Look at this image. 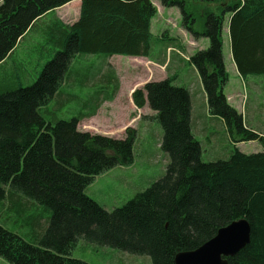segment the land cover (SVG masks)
<instances>
[{"label":"trees","instance_id":"1","mask_svg":"<svg viewBox=\"0 0 264 264\" xmlns=\"http://www.w3.org/2000/svg\"><path fill=\"white\" fill-rule=\"evenodd\" d=\"M72 1L0 0V199L9 202L5 209L22 197L49 213L36 243L0 224V257L10 264H88L71 257L84 239L148 256L153 264H175L178 254L197 250L220 229L246 220L250 244L228 262L264 264V136L246 125L224 94L229 74L222 40L224 15L231 14V53L240 77L264 75V0H234L223 15H208L210 28L204 34L196 32L183 0H157L165 8H178L182 26L195 38L210 40V47L189 61L199 72L210 114L224 121L233 146L227 160L205 163L193 133L190 91L178 86L176 77L147 83L132 98L137 108L148 105L156 112L163 129L161 148L169 157L166 173L111 212L89 197L87 188L97 176L134 163L137 130L128 127L125 139L80 131V122L99 109L101 95L91 113L71 120H48L43 110L63 92L78 56L152 60V21L158 10L153 0H81L78 20L65 24L54 12ZM52 12L54 18L42 30L47 42L40 43L41 58L32 70L29 62L21 68L14 53ZM44 53L53 59L44 62ZM10 67L17 71L16 80L5 79ZM249 142H259L263 152L244 154L236 147Z\"/></svg>","mask_w":264,"mask_h":264},{"label":"rangeland","instance_id":"2","mask_svg":"<svg viewBox=\"0 0 264 264\" xmlns=\"http://www.w3.org/2000/svg\"><path fill=\"white\" fill-rule=\"evenodd\" d=\"M183 1L186 4L188 12L193 15L196 21V32L200 34H204L208 30L209 26L206 25L208 15L221 16L223 15V11L226 9V6L231 5L234 2V0H228L226 4V2L207 3L203 1L200 2L198 0ZM156 2L159 4V1L156 0ZM170 12L180 18L178 9L173 8L170 10ZM65 13L67 14L64 17L68 19L75 15L74 11L58 12L57 14L62 17ZM53 18L54 14L50 15L47 19L39 21L38 26L32 29V31H30V33L18 46L16 52L14 53V60L20 63L21 68L24 62H29V69L32 70L36 63V59L41 58L42 55L40 52V43L45 44L47 42V38L42 30L45 23H47V20ZM166 19H171L169 20V25L174 27L178 25L179 28L181 27L179 23L177 24L173 16H167ZM182 30L183 29L181 27L178 32L181 33ZM183 31L184 32L182 35L185 37V35H187V31ZM164 34L165 31L163 30L161 31L159 37L163 38ZM154 35L156 38L158 37V33H155V30ZM191 35L187 40V46H191L193 44ZM172 36L176 37L175 35ZM200 40L201 47L199 51L208 49L210 47L209 39L201 38ZM222 40L225 41V51H223V55L225 54L227 72L229 74V82L224 89V94L227 97L232 94L243 92V84L237 78V74L235 75V66L229 55V52L231 53V42L229 40V35L226 32L223 33ZM163 46L164 42L155 41L154 55L156 58H160L163 54ZM183 56L186 59H190L193 55L183 53ZM87 57L88 59L93 60H98L100 58L104 60L108 59L111 64H118L119 61L125 60V62L119 64L120 68H122L126 74V81L122 80L120 102L126 98L128 86L133 82V80L130 79L133 76V73L130 74L131 68L135 67L134 65H129V59L127 57L120 56L107 58L104 55L80 56L75 60L76 64L74 67H78V63H82V60L86 59ZM43 58L44 62H46L48 60H52L53 56L49 53H44ZM156 64L159 66L155 67L156 74L153 78L154 80H160L165 76V73H167V75H171V70H163L161 69L160 64ZM96 65L97 66L91 69L92 71H96L100 68L98 63H96ZM191 66L194 68V70L191 68ZM174 67L175 65L171 68ZM41 70L42 68H40V70L38 69V73L34 75V81L38 78L39 72ZM197 73L199 72L197 68L191 63V61L186 63L185 69H182L179 73L176 84L180 87H185L190 91L191 100H193L194 103L195 114L197 117H199L200 114H204L206 111V106H208V98L204 91L200 76ZM16 74L17 71L10 67L8 73L5 75V79L16 80ZM247 77L248 78L244 80L245 83H247L250 87H253L252 82L257 83L260 89L258 94H261V92L264 90V75H253ZM121 78L124 79L122 76ZM28 84L29 83H26L24 86H27ZM62 91L76 95L78 98L70 99L62 104L52 101L43 110L44 115L48 120H71L72 118L80 115H87L91 113L94 108H96L95 105L97 97L101 95V98L107 96L108 94H112L114 92V88L97 90H69L63 86ZM248 97L249 101L247 107L242 109V113L245 114L247 112L248 116H250V110L252 107H255L257 102H262V97L258 96L257 92L252 91L251 89L249 91ZM232 104L233 106H236L235 103ZM105 107H109V105L103 106L101 108L99 105L100 110L94 117H91L92 119H90L92 122L84 123L89 124L88 127L90 129L83 127L84 124H82L79 128L80 131L89 132L94 135L98 134L106 137H112L115 139H125V135L122 137V134L117 135L118 132L116 133V130L119 129V122L125 118V115L122 112H119V107L114 106H111L112 111L108 115L106 113ZM258 109L261 110V106H258ZM145 111V115H149L150 112H152L148 108ZM254 112L256 111L254 110ZM152 116L153 115L149 116V118L146 117L145 120L141 119L140 131L137 133L138 137L134 145V163L129 166L115 167L97 176L92 184L87 188L86 193L88 196L95 200L107 211L111 212L124 206L138 193L145 191L153 183L163 178L166 173L169 157L161 148L163 129L159 122H157L154 118H151ZM194 121H192V125ZM135 129L138 132V129ZM195 134L197 135L195 138L202 144L203 161L205 163L217 162L218 160H225L227 158L225 155L228 154L231 148L230 146L224 145V143H222V138L225 136V132H222L217 126H215L208 133H202L201 135L196 132ZM240 151L244 154H256L263 152V147L259 142H249L240 145ZM19 198L20 201L16 202L14 207L10 209L4 208L5 204L9 202L0 199V216L5 219L1 220L0 224L11 232L18 234L25 240L36 243L39 239H41L43 234L42 232L47 227L49 213L45 207L33 202L27 203L26 199L22 197ZM39 233L42 234L39 235ZM71 257L85 261L88 264H153L150 257L148 256L132 255L115 248L97 245L84 239L79 240L77 246L72 251ZM0 264L10 263L0 257Z\"/></svg>","mask_w":264,"mask_h":264},{"label":"crops","instance_id":"3","mask_svg":"<svg viewBox=\"0 0 264 264\" xmlns=\"http://www.w3.org/2000/svg\"><path fill=\"white\" fill-rule=\"evenodd\" d=\"M153 3L158 9V14L152 21L153 41L154 43L155 41L164 42V46H163L164 51L160 58H156L155 55H153L152 60L147 59V58L127 57L130 62L129 65H134L135 67L131 68L130 74L133 73V76L130 79L133 80V82L129 84L128 86V90L126 92V98H124L120 102V93L122 91V80L126 81L125 80L126 74L124 70L120 68L119 64L125 62V60L119 61L118 64H111L108 59L104 60L100 58L98 60H93V59H88L87 57L86 59L82 60V63H78V67H74V65L76 64L75 60L78 57H80L78 56L73 61L70 71H69V77L67 78L66 82L63 85L64 88H68L69 90H97V89H110V88L115 89L116 87H119V91L117 92L113 100L108 99L110 97V94H108L107 96H104L101 98L103 100H101L98 105H100V108L103 106L109 105V107H105L106 113L108 115L112 111L111 106L119 107V112H122L125 115V118L119 122L120 123L119 129L116 130V133L118 132L117 135L122 134V137L124 135L126 136V130L128 127H131L134 129L137 128L138 133H139L141 119L145 120L146 117H149L151 115H153L152 117H154L156 115L154 112H150L149 115H145V112H146L145 110L147 108L150 109L148 105L142 109H138L133 102V98H132L133 92L136 89L143 88L147 83L151 81H161V80L167 79L168 77H176L177 79L179 77L180 71L182 69H185L186 63L190 62L183 56V53L194 55L197 51H199L201 47V40H200L201 38L200 39L194 38L182 26V14L178 8L176 7L165 8L160 3L158 4L156 0H153ZM81 6H82V1L75 0L59 9H56L54 13L65 24H72L78 20L80 11H81ZM173 8L179 10L180 18H178L177 16H175V14H172V12H170V10ZM71 11H74L75 15L70 19L64 17L66 16L67 13H65L62 17H60L57 14L58 12H71ZM54 13L52 12V13L47 14L40 21L47 19L50 15ZM167 16H173L177 24L179 23L182 29L185 30V32L187 31L186 32L187 35H185V37H183L182 35V33L184 32L183 30L181 33L178 32V30H180L181 27L179 28L178 25H176L175 27L169 25V20L171 19H166ZM230 18H231V14L224 15L225 22H224L223 29H222V35L224 32H226L229 35ZM154 30H155V33H158L157 38L154 35ZM163 30L165 31V34L163 35V38H160L159 35L161 34V31ZM172 35H175L176 37H173ZM190 35L192 37L193 44L191 46H187L186 43ZM229 40H230V36H229ZM223 51H225V41L224 40H223ZM229 55L231 57L232 62L234 63L232 53L229 52ZM223 56H224V61H225L226 69H227L225 54ZM120 57H123V56H120ZM96 63H98L100 68L96 71H92L91 69L97 66ZM156 63L160 64L161 65L160 67L163 70L164 69L171 70L170 71L171 75H167V73H165V76L161 78L160 80H154L153 78L155 77V74H156L155 67L159 66ZM174 65L175 67L171 68ZM234 66H235V75L237 74L238 76L237 78L243 84L242 86L243 92L227 96L228 100L231 97V100H229V103L232 106H233L232 103H235L236 106H234V108H236L237 111L243 115L246 125L250 126V128L253 129L255 133L261 136H264V130H262L264 129V90L261 92V94H258L260 89L257 83L252 82L253 87H250L247 83H245L244 79L242 81V78L240 77L237 71V67L235 63H234ZM191 68L193 67L191 66ZM121 76L124 77V79H122ZM250 89L252 91L257 92V95L262 97V102H257L255 107H252V109L250 110L249 112L250 116H248L247 112L245 114L242 113V109L247 107V104L249 101L248 96H249ZM64 92L65 91L58 94V96L55 98L54 101L62 104L70 99L78 98L76 95H72L70 93L69 95L63 94ZM258 106H261V110L258 109ZM100 108L97 110V112L100 110ZM138 110L140 112H138ZM254 110L256 112H254ZM90 119L92 118L90 117V118L83 119L80 122L78 129L81 127L82 124L86 122H92ZM192 121H194L192 125V128L194 126V129H193L194 136H197L195 134L196 132L202 135V133H208L215 126H217L222 132H225V136L222 138V143L232 148L233 144L229 138L224 121L219 117H215L211 115L209 112L208 106H206V111L204 112V114H200L199 117H197L195 114L194 103L192 100ZM88 126L89 124H84L83 127L90 129ZM251 143H256V142H251ZM240 145H242V143L236 145V147L239 150H240ZM230 152H231V149L229 150L228 154L225 155L227 156L225 160L229 158Z\"/></svg>","mask_w":264,"mask_h":264},{"label":"water","instance_id":"4","mask_svg":"<svg viewBox=\"0 0 264 264\" xmlns=\"http://www.w3.org/2000/svg\"><path fill=\"white\" fill-rule=\"evenodd\" d=\"M250 241V224L246 220L236 221L220 229L197 250L178 254L175 264H229L228 258L238 254Z\"/></svg>","mask_w":264,"mask_h":264},{"label":"bare ground","instance_id":"5","mask_svg":"<svg viewBox=\"0 0 264 264\" xmlns=\"http://www.w3.org/2000/svg\"><path fill=\"white\" fill-rule=\"evenodd\" d=\"M199 74V73H198Z\"/></svg>","mask_w":264,"mask_h":264}]
</instances>
